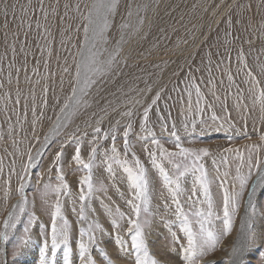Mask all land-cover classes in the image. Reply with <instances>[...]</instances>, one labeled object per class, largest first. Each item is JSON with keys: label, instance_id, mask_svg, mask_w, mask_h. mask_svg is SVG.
I'll use <instances>...</instances> for the list:
<instances>
[{"label": "rangeland", "instance_id": "374dc122", "mask_svg": "<svg viewBox=\"0 0 264 264\" xmlns=\"http://www.w3.org/2000/svg\"><path fill=\"white\" fill-rule=\"evenodd\" d=\"M9 1H0V167L3 168V174H0V231L3 230V221L14 201L19 198L16 189L19 187V177L23 175V166L27 162L29 149L33 155L41 149L45 136H49L54 128L60 107L71 94L69 81L73 79L75 66L79 61V52L85 39L83 25L87 21L84 17L87 15V6L93 2V0H42V11L41 0ZM129 4L133 5L132 22H136V6H141L140 15L145 18V24L139 35L125 37L128 42L123 46L121 64L123 58L127 57L128 66L120 68L123 74L115 78L109 89L115 95L107 97L110 103L100 101L97 104L95 100L98 97L93 90V95L89 98L92 107L86 112L82 111L72 116L67 126L60 129L58 134L52 137L53 139L51 138L52 142L50 141L47 150L33 168L32 178L26 187L25 210L20 213L16 227L9 229L7 246L10 264H20L19 253L27 249L32 242L43 244H37L36 257L29 262L30 264L43 263L41 252L45 242L49 245L46 255L47 264H56L58 254H64L63 245L60 247L61 250L58 248L60 252L56 250L55 260L51 253L49 205L55 201V194H49L47 197L49 204H45L41 198L46 183L52 185L59 183L52 162L56 152L60 151V145H64L63 174L72 192L71 199L62 198L64 215L70 222V249L72 245L74 250H78L80 260V228L87 227L88 223L98 222L102 225L103 231H96V242L90 245L91 255L100 262L97 264H109V261L111 264L123 263V247L126 249L131 247L129 264H135L136 253L132 247V239H129L132 234L127 229L129 217L135 219L136 216L126 203L130 198L126 173L115 163L112 165L113 172L110 173L105 163L104 150L110 149L111 136L107 140L100 141L93 167V183L98 190L88 201L87 222L79 221L77 215L79 177L84 175L85 171L81 165L72 160L75 141L69 140L68 137L72 133L81 136V133L87 132L86 136L81 137V157L87 162L93 146L91 142L94 133L90 127H86V121L94 125L97 118L103 117L100 125L102 129L109 130L115 126L114 134L117 137L115 142L121 156L124 152L125 125L129 120L132 123L128 137L131 152H135L144 162L152 181L147 210L145 211L144 206L141 207L138 222L143 226L149 254L158 264H185L182 259L183 246L187 245V233L183 230L185 223L193 232H198L201 218L196 213L201 209L207 211V205L201 202L202 195L199 200L187 199L194 182L192 175L189 174L182 179L185 192L181 196L183 210L188 220L185 222L183 217L177 216L176 206L163 187L162 178L150 164L144 150L145 145L153 148L151 141L157 139L165 148L175 150L176 142L172 132L176 131L184 147L210 149L212 156L205 157L202 161L212 181V210L215 215L208 227L213 228L218 234L223 228L224 189L220 186L221 181L227 182L225 187L230 193L240 190V182L237 179L239 161L234 152L224 153L223 150L229 147L238 148L246 159L251 151L253 159L258 154L260 159L264 160V140H261V136L264 135V112H261L260 104L256 101L259 90L264 89V0H119L117 13L110 18L112 26L106 34L107 43L103 45L98 43V47L103 48L105 57L112 51L115 41L120 37V25L124 21ZM229 17L231 24L228 22ZM144 33H147V37L141 39ZM241 51L243 62L239 58ZM139 53L143 55H138ZM190 67L192 71L189 74ZM65 68L69 71L65 72ZM249 70L259 80V85H254L252 78L248 76ZM229 76L232 77L231 80ZM190 77L195 78L194 83L199 85L206 101L213 106L212 109H206L203 114L196 109L194 88L191 89L193 104L191 111L189 110L186 88ZM45 88H47L46 94ZM158 91H161V98L150 112V127L153 135H149L140 128V120L143 108L151 103ZM45 99H47L46 106ZM129 109L133 111L131 118L121 115ZM213 111L219 119H211ZM93 112L97 113V116H91ZM117 121L120 122L118 125ZM252 145H259V149L251 148ZM131 152L128 155L130 161ZM222 154L228 156L229 163L221 164L217 173L212 159L215 157L219 163ZM13 166L15 172L11 175L10 184L5 183ZM166 167H169L171 174H175L171 166L166 165ZM225 172L228 173L227 176H224ZM246 174L247 164L240 169V175ZM255 177L256 175L253 174L244 194L239 198V207L231 232L220 235L215 249L202 258L203 264L217 262L224 264L225 260H228L229 248L225 247L224 242L235 233L237 223L241 220V211L245 210L244 202ZM252 192L253 202L248 209L246 220L242 222L243 230L246 236L256 237L260 236V233L262 236L261 241L258 240L259 243L257 241L256 245H252L255 239L248 243L246 254L241 261L243 264H264V184L255 193ZM158 204H162L164 209H157ZM155 205L160 218L158 216L155 218L150 210L151 206L155 207ZM117 206L120 212L124 213L122 219L115 215ZM74 207L76 211H73ZM253 208L254 214H252ZM108 209L112 210L113 215H109ZM33 213L37 219L29 225V218ZM114 218L119 228L113 227ZM154 219L163 226L167 225L166 232L160 238H155V241L150 240L151 236H149V231H155ZM249 219L250 229L247 227ZM26 226L30 228L27 234L28 245H23L17 252L15 245L25 235ZM116 231L119 232L118 235ZM119 236L124 240L127 236L126 242L121 240L123 243H117ZM100 238H106L108 245L104 246ZM159 240H161L160 244ZM127 243L130 244L126 246ZM106 247H113L112 249L116 251L115 259L111 258V253ZM153 248L160 249L158 251L165 254V257L161 259V253L154 251ZM105 252L107 258L103 255ZM4 256L3 252H0V264H5L7 258ZM62 259L64 263V257Z\"/></svg>", "mask_w": 264, "mask_h": 264}, {"label": "snow or ice", "instance_id": "6c2138e0", "mask_svg": "<svg viewBox=\"0 0 264 264\" xmlns=\"http://www.w3.org/2000/svg\"><path fill=\"white\" fill-rule=\"evenodd\" d=\"M119 6V0H93V2L87 6V15L84 17L87 23L83 25L85 34V44L82 46L79 53L80 59L75 66V73L73 79L69 81V86L71 89V94L65 99L63 105L59 109V114L56 118V124L52 129V134H58L59 130L66 127L68 122L71 120L72 116L79 112H86L87 109L92 107L89 103V98L93 95V90H95V96L98 99L95 100L97 104L100 101H104L106 104L110 103L107 97L110 95H115L109 89L114 83L115 78L122 75L120 71L121 67L128 66V58H123V63L121 64V53L123 52V46L128 42L125 37L131 38L133 35H139L143 31V26L145 24V18L140 15V7L136 6L135 16L136 22H132V17L134 15L133 5L129 4L127 6L126 16L123 23L120 25L121 34L118 40L115 41L112 51L105 57L103 55V48L98 47V42L106 44L107 40L105 38V33L112 26L110 23V18L114 17L117 13ZM67 7V5H65ZM79 10V6H77ZM41 10L43 11V4L41 0ZM55 11V10H53ZM47 17V12L44 13ZM229 24H231V17H229ZM91 33V35H89ZM230 35V33H229ZM147 33L141 37L145 39ZM90 45V46H89ZM138 55H143L139 53ZM241 62L244 61L243 53L240 54ZM246 66V65H245ZM199 71V69H195ZM65 72L69 69L65 68ZM192 69L189 68V74ZM248 76L252 78L254 85H259V80L253 76L252 72L249 70ZM194 77H190L189 85L186 88L188 95V107L191 111L192 108V88L195 89L196 95V109L199 113L203 114L206 109H212V104L208 103L203 96L199 85L194 83ZM231 80L232 77L229 76ZM151 91V88L148 89ZM45 94L47 93V88H45ZM163 91V89H161ZM161 91L156 92L150 104L143 108L142 118L140 120V128L153 135L152 129L150 127V112L153 106L157 105V102L161 98ZM103 93V95H101ZM217 99H219L217 97ZM204 102L203 104L201 102ZM256 101L260 104L261 112H264V89H260L258 95L256 96ZM19 103V99H17ZM45 106L47 105V99L44 101ZM136 103H140L136 101ZM115 111V109H113ZM104 111V109H101ZM158 111V110H157ZM33 114L35 115V109L33 108ZM122 116L131 118L133 116V111L129 109L126 112L121 113ZM91 116H97V113L93 112ZM163 120V117H161ZM211 119L217 120L219 117L216 116L213 111L211 114ZM103 121V117H99L95 120V124L86 123V127H90L94 133L92 147L89 152L88 161L85 162L81 157V147H82V136H86L87 132L81 133V136L72 133L69 135V140L75 141V151L72 156V160L77 162L82 166L85 174L79 177V210L78 218L81 223L87 222L88 215L86 208L88 206V201L91 200L93 194L98 190L93 183V167L95 164L96 156L99 150V144L102 140H107L111 136L112 144L110 149L104 150V155L106 157L105 163H107V170L111 173L113 172V163L120 165L123 168V172L126 173V182L130 192V198L127 199L126 203L131 207L135 213L136 218L133 219L129 217L127 229L129 233H132V247L135 249L136 257L135 264H158L157 260L150 256L148 247L144 238V229L139 221L141 207L144 206L145 211L147 210V204L149 202V194L151 190L152 181L149 177V170L145 167V164L141 159L131 152L128 137L132 130V123L129 122L125 125V131L123 132V156H121L120 150L116 146V135L114 134V128L109 130H104L100 127ZM120 122L117 121V125ZM195 121H193V124ZM175 128V124H173ZM185 130H187V124H185ZM79 131V128H77ZM175 137V150H169L160 144L159 140L153 139L151 141L153 148H149L145 145V152L147 153L148 159L151 166L158 171L159 176L162 178L163 187L167 190L172 203L175 204L177 212L176 215L183 217V220L187 222L188 217L185 215L183 210V205L181 203V196L185 192L182 187V179L187 175L191 174L193 177V187L191 194L188 195L187 199L189 201L196 198L200 199V195L203 196L202 203H206L207 211L201 209L196 213L199 220V231L193 232L191 227L185 223L184 231L187 233V245L183 246V260L185 264H203L202 258L208 254V252L213 251L216 245L219 243L220 235H227L232 230L233 220L235 218L236 212L239 207V198L244 194L245 188L248 186V181L252 178L253 174L256 175V181L252 185V190L255 191V184H264V160H261L257 154L255 159H253L252 152L249 151L247 159L244 154L238 149L227 148L224 149V153H235L236 158L239 161L237 166V179L240 182L239 192L230 193L225 187L226 181H221V188L224 189L223 196V228L222 232L218 234L213 228L208 227L212 223V218L214 217L213 212V198L211 193V183L209 179V173L205 164L202 162L205 157L212 156L209 148H188L184 147L181 138L177 135L176 131L172 132ZM45 144L42 145L41 150H38L35 155L32 154L31 149L27 153V162L23 166V175L19 177L20 183L16 191L19 194V199L17 204L12 206V210L8 212L7 217L3 221V230L0 231V244L7 242L9 240V229L15 228L16 223L20 220V213L25 210V204L27 203L26 187L28 186V180L25 177L30 175L31 169L36 166L38 159L42 155L43 148L48 146L50 142V137L45 136ZM261 140H264V135L261 136ZM251 148L259 149V145H252ZM64 145H60V151H57L55 158L53 160V166L56 168L57 180L59 183L52 185L51 183H46L41 192V198L45 204H49L47 197L49 194H55V201L49 205L50 216H51V253L53 257L55 256L56 250L63 245L64 247V264H70L69 254L71 249L69 247V237H70V222L64 215L63 210V197H68L71 199L72 192L70 185L65 180L63 174L62 161L64 158ZM131 152V161L128 159V155ZM228 156L222 154L217 162V159L213 157L212 164L216 166V171L219 173L220 165H228ZM247 164V174L240 175V169ZM14 165V161H13ZM174 170V175L170 173L169 167ZM51 170V169H49ZM15 172L14 166L10 169L8 177L5 183L10 184L11 175ZM0 174H3V168L0 167ZM228 173L225 172L224 176ZM103 188V186H102ZM106 190V189H104ZM199 194V195H198ZM123 196V193H121ZM75 203V202H74ZM249 205L251 206V193H249ZM167 207V203L165 204ZM76 211V208H73ZM109 215H113L111 209H108ZM255 213V209H252V214ZM115 215H118L121 219L124 217V213L120 212L119 207L116 208ZM219 218V217H217ZM37 219L35 213H33L29 218V225L35 222ZM147 223V221H145ZM112 225L115 228H119L117 220L114 218L112 220ZM244 225H242V228ZM247 227L251 228V220L247 222ZM103 231L102 225L98 222L88 223L87 227L80 228V241H79V255L81 259V264H97L96 259L90 253V245L96 242V231ZM29 227L24 228L25 235L20 238L19 242L15 245L17 252L19 249L28 243L29 237L28 232ZM85 237L87 239H85ZM255 239L254 235H247L244 242L239 245V247H233L232 255L233 257H238L242 254L244 248L248 246V243ZM117 243H122V241L117 238ZM49 249V245L45 242L44 249L42 250V261L47 264L46 255ZM4 249L0 247V252ZM15 254V253H14ZM105 258H107V253H103ZM109 264L111 262L109 261ZM231 264H243V261L238 258L232 259Z\"/></svg>", "mask_w": 264, "mask_h": 264}, {"label": "bare ground", "instance_id": "6f19581e", "mask_svg": "<svg viewBox=\"0 0 264 264\" xmlns=\"http://www.w3.org/2000/svg\"><path fill=\"white\" fill-rule=\"evenodd\" d=\"M1 1V0H0ZM9 1V0H8ZM11 1V0H10ZM9 1V2H10ZM107 32H108V30H107ZM107 32L105 33V38H106V34H107ZM89 35H91V33H89ZM99 43V42H98ZM85 44V39H84V41H83V44H82V46ZM103 45V44H102ZM81 46V47H82ZM90 46V45H89ZM81 51V50H80ZM80 53V52H79ZM79 59H80V56H79ZM150 92V91H149ZM146 98V97H145ZM52 133V130H51V132H50V134ZM55 136V135H54ZM51 141V140H50ZM50 143V142H49ZM118 146V145H117ZM41 150V149H40ZM43 151V150H42ZM37 152V151H36ZM36 152H35V154H36ZM34 154V155H35ZM42 156V155H41ZM40 156V157H41ZM40 159V158H39ZM39 159H38V161H39ZM38 161H37V163H38ZM35 167V166H34ZM33 167V168H34ZM33 171V170H32ZM33 174V173H32ZM32 174H31V177H30V180H31V178H32ZM255 179V178H254ZM257 179V178H256ZM253 183V182H252ZM252 185V184H251ZM255 186H256V188H255V191H254V193L260 188V187H262L263 186V184L262 183H256L255 184ZM28 187V186H27ZM26 190H27V188H26ZM252 194H253V192H252ZM255 195V194H254ZM244 205H245V202H244ZM158 206H159V208H157V209H164V206L161 204V205H159L158 204ZM12 209V208H11ZM150 209V208H149ZM151 211H152V213L154 214V217L155 218H157V216L160 218V214H158L157 213V210H156V205H155V207H153V206H151V209H150ZM150 211V212H151ZM152 214V215H153ZM156 214H158V215H156ZM163 216V215H162ZM248 216V212H245V210H243L242 209V211H241V220L237 223V226H236V228H235V233L231 236V237H229L228 239H226V241L224 242L225 244H226V246L225 247H228L229 248V253H228V260H225L226 262L224 263V264H231V260L232 259H235V258H238L239 260H243V257L245 256V254H246V251H247V247L246 248H244V250H243V252H242V254H240L238 257H233V255H232V249H233V247H239V245L240 244H242L243 242H244V240H245V238H246V235H245V232H244V230H243V228H242V222H243V220L246 218ZM158 218V219H159ZM140 220V219H139ZM160 220V219H159ZM246 220V219H245ZM106 223V222H105ZM154 224H156V226H155V231H153V232H151V231H149V236H151V238H150V240H153V241H155V238H160L162 235H163V233L164 232H166V230H167V228H166V226L164 225H162V223L161 222H157V221H155V219H154ZM152 226V225H151ZM147 227V226H146ZM192 229V228H191ZM169 230V229H168ZM172 230V229H171ZM9 231V230H8ZM10 232V231H9ZM117 232V235L119 234V232L118 231H116ZM115 232V233H116ZM127 232V231H126ZM171 232V231H170ZM184 233H186V232H184ZM183 233V234H184ZM132 234V233H131ZM123 235V234H122ZM121 236V235H120ZM119 236V237H120ZM127 236H128V234H127ZM126 236V237H127ZM186 236V235H185ZM261 236H262V234L260 233V236H256L255 237V242L252 244V245H256V243H257V241L258 240H260L261 241ZM31 237H33V236H31ZM123 237H124V235H123ZM126 237H125V240H126ZM129 237H130V235H129ZM187 237V236H186ZM41 238V237H40ZM72 238V237H71ZM178 238V237H177ZM34 239V238H33ZM37 239V238H36ZM76 239V238H75ZM75 239H74V241H75ZM80 239V238H79ZM102 239V240H101ZM129 239H131V238H129ZM156 239V240H157ZM183 239V238H182ZM120 240H124V239H121V237H120ZM124 240V241H125ZM185 240V239H184ZM100 241H101V243H103V245L104 246H107L108 244H107V239L106 238H100ZM148 241H149V239H148ZM183 241V240H182ZM73 242V241H72ZM99 242V241H98ZM126 242V241H125ZM180 242H181V240H180ZM8 243H9V240L7 241V242H4V243H2V248L4 249V251H3V256L4 257H6L7 258V260H6V262H5V264H10V260H8ZM40 243H42V242H35V243H31V245L27 248V249H25L24 251L23 250H21V252L19 253V255H18V257H20L21 259L19 260L18 259V263L20 262V264H24V262L25 263H29V262H31V261H33L34 259H35V257H36V253H37V249H36V247L38 246L37 244H40ZM48 243V242H47ZM75 244H76V242H74ZM116 243V242H115ZM123 243V242H122ZM154 243V242H153ZM153 243H151V244H153ZM161 243V240H159V244ZM258 243H259V241H258ZM30 244V243H29ZM43 244V243H42ZM42 244H41V246H42ZM121 244V243H120ZM130 243H127V245L126 246H128ZM150 244V245H151ZM28 245V244H27ZM26 245V246H27ZM180 245H181V243H180ZM70 246V245H69ZM75 246V245H74ZM100 246V245H99ZM121 246V245H120ZM125 246V245H124ZM101 247H103V246H101ZM111 247V246H110ZM108 248V247H106L107 248V251L108 252H110L111 253V258L113 259L114 258V254H116V251L114 250V249H112V248ZM123 247V246H122ZM122 247H120V249H122ZM24 248V247H23ZM40 248V247H39ZM60 248V247H59ZM97 248V247H96ZM115 248V247H114ZM131 248V247H130ZM129 247L126 249V247H123V250L124 251H122L123 252V259H124V262L123 263H121V264H129V254H132V250L130 249ZM152 248V247H151ZM91 249V248H90ZM94 249V248H93ZM103 249V248H102ZM116 249V248H115ZM118 249V248H117ZM119 249V250H120ZM60 250H61V248H60ZM92 250V249H91ZM104 250V249H103ZM153 250L155 251H158V250H160V249H155V248H153ZM152 250V251H153ZM175 250V249H174ZM169 251H171V250H169ZM4 252H5V254H4ZM50 252V251H49ZM57 252H60L59 251V249H58V251ZM119 252V251H118ZM124 252H125V254H124ZM159 252V251H158ZM157 252V253H158ZM179 252H180V250H179ZM42 253V252H41ZM40 253V254H41ZM159 253H161V252H159ZM39 254V253H38ZM93 254H95V253H93ZM120 254H121V252H120ZM221 254V253H220ZM55 255H56V253H55ZM70 256H69V260H70V264H81V259L79 260V258H78V250H74V248H73V246L71 245V252H70V254H69ZM165 255V254H164ZM162 253H161V259L162 258H164L165 256H164ZM120 256V255H119ZM174 256H175V254H174ZM17 257V258H18ZM38 257V256H37ZM56 257V256H55ZM64 257V254L62 253H60V254H58V256H57V260H58V262H56V264H64V263H62V258ZM48 258V257H47ZM54 258V257H53ZM99 258H100V256H99ZM109 258V257H108ZM116 258V257H115ZM114 258V259H115ZM218 258H221V257H218ZM23 259V260H22ZM51 259V258H50ZM62 259V260H61ZM183 259V258H182ZM215 259V258H214ZM54 260H55V258H54ZM96 260H98L97 258H96ZM100 260V259H99ZM176 260H178V259H176ZM180 260V259H179ZM216 260V259H215ZM219 260V259H218ZM106 261V260H105ZM118 261V260H117ZM162 261V260H161ZM168 261V260H167ZM184 261V260H183ZM97 262H99V261H97ZM102 262V261H101ZM113 262V261H112ZM119 262V261H118ZM40 263V262H39ZM100 263V262H99ZM115 263H117V262H115ZM30 264V263H29ZM35 264V263H34ZM42 264H45V262L43 261V263ZM52 264V263H51ZM170 264V263H169ZM177 264V263H176ZM179 264V263H178ZM211 264V263H210ZM215 264H221L220 262H217V263H215Z\"/></svg>", "mask_w": 264, "mask_h": 264}, {"label": "water", "instance_id": "95a60500", "mask_svg": "<svg viewBox=\"0 0 264 264\" xmlns=\"http://www.w3.org/2000/svg\"><path fill=\"white\" fill-rule=\"evenodd\" d=\"M55 124H56V122H55ZM55 124H54V126H55ZM49 137H50V140H51V138L52 137H54V135L51 133L50 135H49ZM53 139V138H52ZM52 142V141H51ZM50 142V143H51ZM50 143H48V144H50ZM44 144H45V142H44ZM44 144H42V145H44ZM49 146V145H48ZM47 146V147H48ZM47 147H45V148H43V151H42V155H43V153L47 150ZM36 167V166H35ZM34 167V168H35ZM32 170H33V168L31 169V172H30V175L26 178L27 180H28V185H29V182H30V177H31V174H32ZM256 181V177H255V179H254V181H253V183ZM253 183H252V185H253ZM252 185H251V188H250V190H249V193H251V202H253V194H252ZM26 192H27V190H25ZM249 193H248V195H247V197H246V200H245V205H244V208H245V212H248V209H249V207H250V205H249ZM18 199L19 198H17L15 201H14V203H13V205L14 204H17V202H18ZM12 205V206H13ZM252 205V204H251ZM12 210V209H11ZM10 210V211H11ZM249 213V212H248ZM5 262H6V259H5Z\"/></svg>", "mask_w": 264, "mask_h": 264}]
</instances>
